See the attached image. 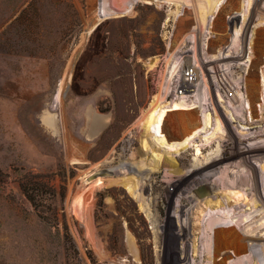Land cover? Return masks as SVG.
Listing matches in <instances>:
<instances>
[{"label":"rangeland","instance_id":"374dc122","mask_svg":"<svg viewBox=\"0 0 264 264\" xmlns=\"http://www.w3.org/2000/svg\"><path fill=\"white\" fill-rule=\"evenodd\" d=\"M205 1L0 0V264H156L154 225L139 202L122 185L90 184L87 178L95 171L113 169L133 159L140 145L135 138V123L155 93L160 92L165 103H172L176 94L187 96L203 90L202 97L208 102L207 88H200L193 76V52L188 55L192 75L188 83L194 87L191 90L189 84H182L180 91L176 88V80L183 74L181 55L180 51L173 52L174 58L169 50L180 28L187 37V49L201 48L205 56L206 52L214 55L222 49L241 47L244 18L259 25L256 47L260 66L254 74L262 88L256 102L260 108L264 102L263 0L257 3L253 15V0H209L211 7L224 6L216 30L209 21L200 30L201 41L195 43ZM179 7L185 14L184 26L169 16ZM236 9L235 28L227 22ZM214 18L209 15L210 20ZM220 36L224 39L219 40ZM249 44L245 46L251 51ZM215 64L234 70L235 76L244 70L229 57ZM216 95L215 101L226 105V99ZM211 108L203 111V115L213 117L210 129L178 155L180 167L187 169L221 148L227 126L232 138L225 145L224 156L229 158L212 171V178L226 172V179L236 180L247 167L244 163L237 165L244 155L233 152L235 144L251 146L264 136L255 140L242 135L246 128L229 112L218 126L214 106ZM45 115L54 116L53 126L44 123ZM96 117L103 120L94 131ZM258 130H264L263 122ZM196 143L202 146L203 154H197ZM257 173L255 191L263 196L257 208L262 222L264 171L261 175L258 166ZM120 174L109 178L124 175ZM169 175L163 167L139 179L140 185L145 184L141 193L151 210L160 211L161 223L172 226L177 222L166 221V212L176 208L177 197L190 188V183L184 177L170 183ZM245 188L248 186L235 190L243 193ZM93 189L92 221L97 242L91 240L83 216L76 214L77 207L83 205L78 192ZM242 203L241 209L250 210ZM128 232L135 239L138 257L128 246ZM165 235L167 231H162L161 241ZM173 238L170 235L162 245L165 263L175 248ZM259 248L264 264V243ZM100 250H105L107 256Z\"/></svg>","mask_w":264,"mask_h":264},{"label":"bare ground","instance_id":"6f19581e","mask_svg":"<svg viewBox=\"0 0 264 264\" xmlns=\"http://www.w3.org/2000/svg\"><path fill=\"white\" fill-rule=\"evenodd\" d=\"M145 1L150 3L152 0ZM253 1L255 6L251 11L252 15L256 12L257 3H259L260 0ZM210 3L211 2L209 0H206L203 3L202 9H200L201 24L198 23L200 24L198 25L200 28L196 29L198 30V34L195 37V43L199 42V40L201 41L200 30H202L203 26H206L209 21L210 25H212V30H216V20L219 18L220 11L224 5L218 8L217 6L211 7ZM262 3H264V0ZM260 10L264 12V7H260ZM186 12L188 13V11ZM240 12L242 13L243 11ZM231 13L230 22H227V25L235 26L238 11H233ZM209 15H214L215 18L213 21L209 19ZM169 16L174 17L177 25H185L183 23L185 14L182 13L180 7L175 11L170 12ZM197 20H199V18H197ZM244 22V29L242 30L241 28L243 35L239 37L242 46H236L239 48H235L234 46L233 49L228 50L222 49L214 55L207 54L206 52L204 56V53L201 52V48L198 47L193 50L187 49L188 41L185 33L183 32V28L177 30L174 34V38L171 40L169 50L171 52V56H173L176 51H180L179 55H181L183 74L179 80L175 79L177 82L176 88L180 91L182 89V84H189V76L192 75L188 70L190 67L189 62L191 63L188 55L193 52L194 59L192 62V70L195 72L193 73V76L196 78L200 88L201 86L204 87V85L207 88V92L210 95L209 99H207L208 102H205L204 97H202L201 92L203 90L201 92L200 90H197L194 94L187 96L176 94L177 98L174 97V101L171 100L172 103H165V97L163 98L160 92L155 93L149 106L147 108L144 107L135 123V138L137 137V140L140 143L137 152L132 154L133 159L131 161H124L122 162V165L113 168L115 175H119L120 173H124V175L121 177L118 176V178H116L117 176L115 178H113V176L110 178L109 176L108 178L101 176L92 182L88 181L90 184L97 183L104 185L106 183H114L122 185L139 202L140 208L146 212L148 218L154 225L156 264H263V261L260 258L261 251L259 250V247L261 245L263 247L264 243V234L262 232L264 229V221L263 219L262 222L259 221L262 217V213L260 219H258L260 215L258 211L260 209H257L261 204L260 199L263 198V196H261L260 192L255 191V187L258 183V179L255 177L258 176V166L262 171L261 175L264 171V140L255 142L251 146L247 144L244 146L235 144L236 149L233 152L244 155L243 158L240 159L241 161H238L237 165H239V163H244L247 167L245 174H240L237 171L240 176L236 180H233L232 178V180H229L230 177H227L228 179H226V172L224 174L225 176L221 174L220 176L212 178V171L214 172L215 169L217 170L216 167L218 164L220 163L221 165V163L229 158L228 156H224V153L227 150L225 145H227L226 143L232 138L227 126L225 128L227 133L226 137L223 138L221 143L222 147L218 148L215 152H213V154L208 155V157H205L202 161L191 164V166L187 169H182L180 167L178 159V155L189 148V143L202 139V133L210 129L209 127H211L210 125L213 117L212 115L208 117L203 115V111L205 109H212L211 106H214L213 112L216 122H220V120L223 121L226 112H229L237 118L239 123L243 124L244 128H246L242 135H247L249 136V139L255 140L264 136V130H262V132L258 130L259 125L262 122L264 123V102L260 104V108H257L256 106V102L262 88L258 77L254 74V69L260 66V63L258 62V48L256 47L259 25L252 24L251 18L247 20L244 18ZM263 22L264 21H262V23ZM228 35H230V32ZM218 39L222 40L224 38L223 36H220ZM184 40L185 42H183ZM249 41L251 51H248V48L245 46V44ZM184 44H186V46L183 47L182 45ZM222 57H226V59L229 57L234 60L236 64L244 67V70L238 71V76H235L234 70H228L229 68L226 70L221 67V64L216 65L215 61L222 59ZM167 58L168 57H166V59ZM241 63H243V66ZM261 67L264 72V66ZM177 69L175 72L178 71ZM166 83L167 82H165V84ZM63 86V83H61L60 90H62ZM188 86L190 87L189 89H193L194 87V85L191 84ZM215 93H217L218 99H226V105H222L215 101L217 100L215 98ZM59 96L60 92L57 96L58 100ZM206 98L207 97H205V99ZM61 100L62 99L60 97V101ZM245 103L248 104L247 107ZM43 117L44 123L47 125L53 126L55 124V118L53 115H45ZM250 117L252 118L251 120ZM102 120L103 119L101 117L93 119L94 131L101 125ZM219 122L218 126L221 123ZM89 133L92 132L89 131ZM128 133L130 132L128 131ZM238 139L241 140V138ZM79 145L81 146V144ZM196 150L198 155L204 153L200 144L196 145ZM137 155H139L138 159ZM254 159L260 162V164H253ZM163 167L168 169L169 174L172 175H169L170 183L177 179L180 180L183 177L190 183L188 186L190 188L183 192L181 196L177 197L178 200H176L178 204L176 208L166 212V221L168 220L170 222V220H176L177 222V224L172 226L161 223L162 219L160 216L162 214L160 211H157V209L152 211L148 205L149 202H146L147 200L145 195L143 196V193H141V190L143 191V185L145 184L142 183V186L140 185L141 181L139 177L146 178L147 176L152 175V173L155 174L160 171ZM241 168H243V165ZM243 169L245 170V168ZM130 173L131 175H129ZM200 186L211 188L212 193L200 197L196 193V189ZM246 186H248V188H245V192L243 193H241L240 190H235L236 187L243 189V187ZM78 193L83 205L77 207L76 214L83 216L90 238L94 241L96 232L92 221V210L94 205L95 190H83ZM240 202H245L248 208L250 206V210H245V208L241 209L240 207L244 205V203L239 205ZM162 231H167V235L164 236V240L170 235L174 237L173 246L175 248L174 250L172 248L171 258H169L168 263H165L163 257L164 254L162 252L164 250V246L162 249L164 240H160ZM126 238L128 239V241H126L130 250L135 257H138L139 251L134 237L130 234V232H128V236H126ZM95 242L97 241L95 240ZM100 251L103 253V256L107 254L105 250ZM230 252L233 254L230 255Z\"/></svg>","mask_w":264,"mask_h":264},{"label":"water","instance_id":"95a60500","mask_svg":"<svg viewBox=\"0 0 264 264\" xmlns=\"http://www.w3.org/2000/svg\"><path fill=\"white\" fill-rule=\"evenodd\" d=\"M113 169L112 167L110 168H103L100 169L98 171H95L94 173H92L91 175H89V177L87 178L89 181L96 179L99 176H109V175H113ZM196 193L197 195H199L200 197L205 196L207 194H211L212 193V189L211 188H207L205 186H200L196 189Z\"/></svg>","mask_w":264,"mask_h":264},{"label":"flooded vegetation","instance_id":"af4514ba","mask_svg":"<svg viewBox=\"0 0 264 264\" xmlns=\"http://www.w3.org/2000/svg\"><path fill=\"white\" fill-rule=\"evenodd\" d=\"M179 163H180V162H179ZM198 184H199V183H198ZM198 184H197V185H198ZM126 190H127V189H126ZM187 190H188V189H187Z\"/></svg>","mask_w":264,"mask_h":264}]
</instances>
